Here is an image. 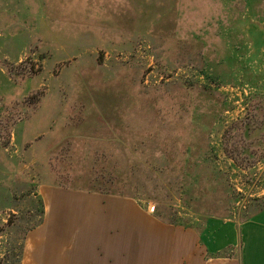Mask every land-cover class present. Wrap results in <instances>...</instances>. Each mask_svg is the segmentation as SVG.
<instances>
[{"label": "rangeland", "instance_id": "374dc122", "mask_svg": "<svg viewBox=\"0 0 264 264\" xmlns=\"http://www.w3.org/2000/svg\"><path fill=\"white\" fill-rule=\"evenodd\" d=\"M262 18L264 0H0V264L43 183L197 230L263 209ZM95 103L108 137H88Z\"/></svg>", "mask_w": 264, "mask_h": 264}, {"label": "crops", "instance_id": "0c3cea01", "mask_svg": "<svg viewBox=\"0 0 264 264\" xmlns=\"http://www.w3.org/2000/svg\"><path fill=\"white\" fill-rule=\"evenodd\" d=\"M260 24V40L250 41L264 67V18ZM91 106L89 112L100 111L102 128L88 137H108L102 104ZM36 193L42 221L26 233L19 264H264V208L243 221L212 219L197 230L163 224L135 198L55 183Z\"/></svg>", "mask_w": 264, "mask_h": 264}, {"label": "trees", "instance_id": "16d2710c", "mask_svg": "<svg viewBox=\"0 0 264 264\" xmlns=\"http://www.w3.org/2000/svg\"><path fill=\"white\" fill-rule=\"evenodd\" d=\"M120 196H122V195H120ZM163 220H164V219H162V222H165V221H166V220H165V221H163ZM165 223H167V222H165ZM167 224L174 225V224L169 223V222H168Z\"/></svg>", "mask_w": 264, "mask_h": 264}]
</instances>
